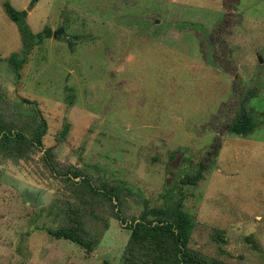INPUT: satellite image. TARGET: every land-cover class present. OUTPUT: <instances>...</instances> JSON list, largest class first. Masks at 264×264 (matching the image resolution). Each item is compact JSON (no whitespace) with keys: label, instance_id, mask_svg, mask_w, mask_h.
Segmentation results:
<instances>
[{"label":"rangeland","instance_id":"rangeland-1","mask_svg":"<svg viewBox=\"0 0 264 264\" xmlns=\"http://www.w3.org/2000/svg\"><path fill=\"white\" fill-rule=\"evenodd\" d=\"M5 1L32 33L51 31L19 77ZM200 35L217 42L213 65ZM242 108L256 122L246 137L227 130ZM40 118L57 174L120 190L127 224L182 198L192 250L264 264V0H0V128L30 135ZM44 151L0 154V264H124L130 231L114 203L55 177ZM200 163L203 178L183 185ZM75 219L91 252L49 234Z\"/></svg>","mask_w":264,"mask_h":264},{"label":"trees","instance_id":"trees-1","mask_svg":"<svg viewBox=\"0 0 264 264\" xmlns=\"http://www.w3.org/2000/svg\"><path fill=\"white\" fill-rule=\"evenodd\" d=\"M3 7L8 18L16 24L23 44L20 56L13 54L7 59L12 73L19 77V72L26 63L27 56L32 48L41 44L44 39L50 38L51 31L49 28H44L41 32L34 34L25 22L26 11H17L8 1L3 3ZM206 36H201L207 51L206 59L208 64L213 65L211 61V45L212 42H217L207 39ZM212 37L210 36L209 38ZM249 96L254 97L252 92L249 93ZM255 127L256 122L252 114L242 108L240 113L228 125L227 130L232 135L246 137L253 132ZM46 130V121L43 118H40L36 123V127L33 128L30 135L21 129L0 128V154L18 151L21 146L34 148L39 152L44 151L42 139L46 134ZM68 131L69 124H64L60 132L61 137H65ZM213 147L216 153L218 146ZM215 153H208V160ZM43 160L55 177L69 180L82 178L75 171L57 174L56 170L53 169L48 151H44ZM207 168V163H200L193 174L184 177L182 184L185 186L196 185L203 178V173ZM79 183L86 185L95 196H100L107 201L113 202L114 205L112 207L116 209L115 215L123 224H126V229L130 231L122 258L124 264H226L223 261L206 257L189 247L194 223L183 208L182 198L160 208L159 211L142 214L139 219L131 220L127 224L120 210H118L120 190H106L102 187H95L87 178H82ZM85 210L88 209L86 208ZM91 213L95 218H99L94 212ZM49 234L57 240L62 239L81 246L88 252H91L95 246V242L86 235L83 222L79 219H75L68 227L50 231ZM216 238L220 239L218 236Z\"/></svg>","mask_w":264,"mask_h":264},{"label":"water","instance_id":"water-1","mask_svg":"<svg viewBox=\"0 0 264 264\" xmlns=\"http://www.w3.org/2000/svg\"><path fill=\"white\" fill-rule=\"evenodd\" d=\"M30 10V9H29ZM61 31H59V32H56V33H54L52 36L54 37V38H60V36H61Z\"/></svg>","mask_w":264,"mask_h":264}]
</instances>
